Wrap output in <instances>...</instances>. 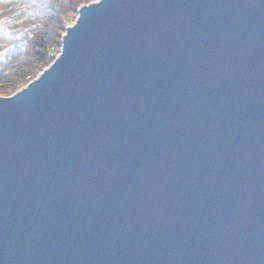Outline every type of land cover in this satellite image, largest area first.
Returning a JSON list of instances; mask_svg holds the SVG:
<instances>
[{"label":"water","instance_id":"obj_1","mask_svg":"<svg viewBox=\"0 0 264 264\" xmlns=\"http://www.w3.org/2000/svg\"><path fill=\"white\" fill-rule=\"evenodd\" d=\"M0 264H264V0H96L0 97Z\"/></svg>","mask_w":264,"mask_h":264},{"label":"trees","instance_id":"obj_2","mask_svg":"<svg viewBox=\"0 0 264 264\" xmlns=\"http://www.w3.org/2000/svg\"><path fill=\"white\" fill-rule=\"evenodd\" d=\"M95 0H0V97L33 81L58 55L80 5Z\"/></svg>","mask_w":264,"mask_h":264},{"label":"rangeland","instance_id":"obj_3","mask_svg":"<svg viewBox=\"0 0 264 264\" xmlns=\"http://www.w3.org/2000/svg\"><path fill=\"white\" fill-rule=\"evenodd\" d=\"M95 1H96V0H95ZM92 2H94V1H92ZM84 5H86V4H84ZM80 6H81V5H80ZM76 13H77V12H76ZM76 17H77V14H76ZM76 17H75V19H76ZM75 19H74V21H75ZM73 23H74V22H72V24H73ZM72 24H70V25H72ZM70 25H68V26H70ZM64 33H65V30H64ZM64 33H63V34H64ZM23 87H24V86H23ZM23 87H22V88H23ZM20 89H21V88H20ZM20 89H18V90H20ZM18 90H17V91H18ZM15 92H16V91H15ZM13 94H14V93H13ZM11 95H12V94H11ZM11 95H10V96H11ZM8 97H9V96H8Z\"/></svg>","mask_w":264,"mask_h":264},{"label":"bare ground","instance_id":"obj_4","mask_svg":"<svg viewBox=\"0 0 264 264\" xmlns=\"http://www.w3.org/2000/svg\"><path fill=\"white\" fill-rule=\"evenodd\" d=\"M75 22V21H74ZM46 68V67H45Z\"/></svg>","mask_w":264,"mask_h":264}]
</instances>
